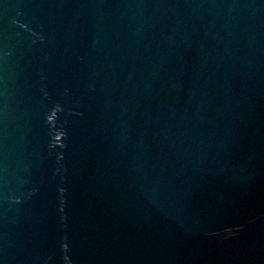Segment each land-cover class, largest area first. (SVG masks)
Wrapping results in <instances>:
<instances>
[{"label":"water","instance_id":"95a60500","mask_svg":"<svg viewBox=\"0 0 264 264\" xmlns=\"http://www.w3.org/2000/svg\"><path fill=\"white\" fill-rule=\"evenodd\" d=\"M0 264H264V0H0Z\"/></svg>","mask_w":264,"mask_h":264}]
</instances>
